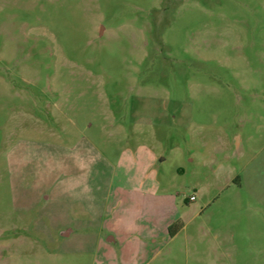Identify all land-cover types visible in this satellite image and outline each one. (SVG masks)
<instances>
[{
  "label": "rangeland",
  "instance_id": "374dc122",
  "mask_svg": "<svg viewBox=\"0 0 264 264\" xmlns=\"http://www.w3.org/2000/svg\"><path fill=\"white\" fill-rule=\"evenodd\" d=\"M0 264H264V0H0Z\"/></svg>",
  "mask_w": 264,
  "mask_h": 264
},
{
  "label": "crops",
  "instance_id": "0c3cea01",
  "mask_svg": "<svg viewBox=\"0 0 264 264\" xmlns=\"http://www.w3.org/2000/svg\"><path fill=\"white\" fill-rule=\"evenodd\" d=\"M153 184H151L150 187H152ZM147 190H150V189L148 188ZM59 229H60L61 235L63 236H69L72 233V229L70 228L66 229V225H63V226L61 225ZM108 241L111 243L116 242L115 235L109 236Z\"/></svg>",
  "mask_w": 264,
  "mask_h": 264
},
{
  "label": "trees",
  "instance_id": "16d2710c",
  "mask_svg": "<svg viewBox=\"0 0 264 264\" xmlns=\"http://www.w3.org/2000/svg\"><path fill=\"white\" fill-rule=\"evenodd\" d=\"M173 226H174V224L170 225L168 228L170 235H174L176 233V231L173 230Z\"/></svg>",
  "mask_w": 264,
  "mask_h": 264
},
{
  "label": "built area",
  "instance_id": "2783aa9c",
  "mask_svg": "<svg viewBox=\"0 0 264 264\" xmlns=\"http://www.w3.org/2000/svg\"><path fill=\"white\" fill-rule=\"evenodd\" d=\"M193 199V196H190V200H192Z\"/></svg>",
  "mask_w": 264,
  "mask_h": 264
}]
</instances>
